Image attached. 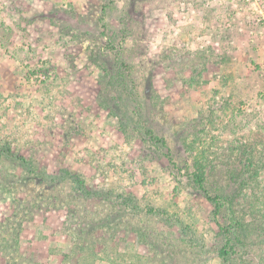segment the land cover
I'll use <instances>...</instances> for the list:
<instances>
[{"label": "rangeland", "instance_id": "1", "mask_svg": "<svg viewBox=\"0 0 264 264\" xmlns=\"http://www.w3.org/2000/svg\"><path fill=\"white\" fill-rule=\"evenodd\" d=\"M93 220L87 264H264V0H0V264Z\"/></svg>", "mask_w": 264, "mask_h": 264}, {"label": "trees", "instance_id": "2", "mask_svg": "<svg viewBox=\"0 0 264 264\" xmlns=\"http://www.w3.org/2000/svg\"><path fill=\"white\" fill-rule=\"evenodd\" d=\"M105 8V7H104ZM106 9V8H105ZM105 12V11H104ZM102 20H104V18H102ZM106 24H104L105 26ZM116 58L117 60L124 66L126 67V62L125 60L123 61V59H121V56L118 52V54L116 53ZM135 130L147 141V142H152L154 145H157L159 147H163L168 149L167 147V143L165 141V139L157 136L155 134V132L151 129H149L145 123L143 122H139L137 123ZM6 155L10 156L11 158H14L15 160H19L20 162H24V164H28L30 167L33 165L32 161L27 160L26 158L22 157V156H16L13 155L11 152V148L8 147L6 149ZM168 156L170 157V162L173 163L174 161L171 159V155L168 154ZM175 165V164H174ZM173 175L174 172H173ZM206 170L205 167L203 165L200 164H196L195 165V171L192 174V179L194 181V183L198 186V188L205 194L206 198L212 202L213 207H214V214L216 217L222 215L225 211H228V209L226 208V204L229 203L228 199H224L223 196L221 195H215L213 196L212 194L209 193V191H207L206 187H205V183H206ZM63 179H65V177H62ZM73 183L77 184V188L76 191H80V193L83 194H87L90 195V191L87 190L86 185H85V181L84 179H82L81 177H76L73 180ZM231 219V223L230 225H226V226H222L223 232L226 235V243L225 246L220 250V256L222 257L224 262H228L229 261V256H230V251L231 248L229 247L230 243H231V238L233 235L241 232L240 230L242 229V222L237 221L236 224H233L235 222L234 219ZM99 222L96 221H92L91 222V227L86 229V230H80L78 232V237L76 238L78 244L74 247L73 253L74 256H77V264H84V260L87 256V254L91 253L92 251V247H93V233H94V229L97 227ZM233 234V235H232ZM87 264V263H85Z\"/></svg>", "mask_w": 264, "mask_h": 264}]
</instances>
